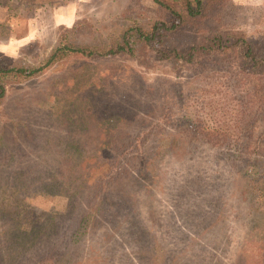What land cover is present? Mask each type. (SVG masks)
Instances as JSON below:
<instances>
[{"label": "rangeland", "instance_id": "obj_1", "mask_svg": "<svg viewBox=\"0 0 264 264\" xmlns=\"http://www.w3.org/2000/svg\"><path fill=\"white\" fill-rule=\"evenodd\" d=\"M128 1L0 0V67L24 66L32 45L42 59L65 44L102 49L123 30ZM228 1L242 8L236 18L251 36L264 35V0ZM135 52L94 60L67 53L46 75L5 80L0 264H264V158L229 160L188 126L211 119L203 92L212 85L216 126L240 131L227 120L238 97L228 98L225 81L203 78V62L180 67ZM247 113L259 118L251 129L262 156L264 120ZM148 131L141 150L152 159L151 185L130 186L114 213L95 196L109 184L117 147Z\"/></svg>", "mask_w": 264, "mask_h": 264}, {"label": "trees", "instance_id": "obj_2", "mask_svg": "<svg viewBox=\"0 0 264 264\" xmlns=\"http://www.w3.org/2000/svg\"><path fill=\"white\" fill-rule=\"evenodd\" d=\"M151 1L150 9L144 8L138 0H129L118 16L123 30L116 41H110L102 49L97 46L88 48L65 44L50 53L48 58L42 59L39 53H34L36 50L32 45L30 58L27 56L30 54L22 53L26 58L24 66L18 65V59L12 65L0 67V102L5 96L7 78L23 76L25 80H33L46 75L67 53L89 60L116 56L134 58L137 57L135 50L140 48L143 52L149 51L159 63L184 67L203 62V78L214 77L215 81H225L223 86L228 91V98L238 97L237 108L233 109L231 115H227V120H231L229 125L244 128L237 131L231 127L216 126L222 123L216 118L213 120L214 105L211 106L209 102L213 99V90H208L213 89V86L209 85L203 95L207 96L211 119L204 118L203 126L191 120L193 123L190 121L188 125L191 136L224 149L225 158L234 162L249 166L262 160L264 155L257 153L259 139L254 138L251 129L259 118L251 121L247 112L255 113L264 120V35L251 36L248 22L243 24L245 21L239 19L246 29L236 18V13L242 8L229 4L228 0ZM177 37H184L185 44L176 45ZM232 85L237 86L234 90L237 95L233 94ZM244 92L246 97H242ZM161 119L156 118L155 122H160ZM149 120L153 123L154 116L149 114L147 121ZM192 126L196 128L191 129ZM150 132H140L134 137L130 135L126 144L122 143L121 147H117L123 150L120 154H115L114 168L108 176L109 184L95 196L101 200L106 199L110 207L115 209L114 213L121 214L123 205L132 197L130 186L143 187V183H148V188L151 185L152 159L149 160V155L141 150L142 145L154 135ZM117 141V138L110 139L111 150L116 149ZM115 192L118 194L115 195Z\"/></svg>", "mask_w": 264, "mask_h": 264}, {"label": "crops", "instance_id": "obj_3", "mask_svg": "<svg viewBox=\"0 0 264 264\" xmlns=\"http://www.w3.org/2000/svg\"><path fill=\"white\" fill-rule=\"evenodd\" d=\"M63 23V22H62Z\"/></svg>", "mask_w": 264, "mask_h": 264}]
</instances>
